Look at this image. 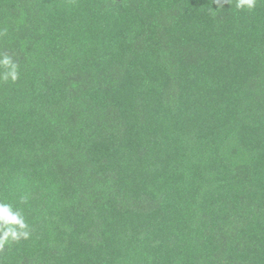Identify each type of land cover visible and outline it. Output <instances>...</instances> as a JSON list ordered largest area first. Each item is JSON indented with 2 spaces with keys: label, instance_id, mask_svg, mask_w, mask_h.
I'll return each instance as SVG.
<instances>
[{
  "label": "trees",
  "instance_id": "trees-1",
  "mask_svg": "<svg viewBox=\"0 0 264 264\" xmlns=\"http://www.w3.org/2000/svg\"><path fill=\"white\" fill-rule=\"evenodd\" d=\"M0 264H264V0H0Z\"/></svg>",
  "mask_w": 264,
  "mask_h": 264
},
{
  "label": "clouds",
  "instance_id": "clouds-1",
  "mask_svg": "<svg viewBox=\"0 0 264 264\" xmlns=\"http://www.w3.org/2000/svg\"><path fill=\"white\" fill-rule=\"evenodd\" d=\"M219 3L223 4V0H219ZM234 3L237 11H250L255 7L256 0H234ZM18 78V65L11 56L0 53V81L15 82ZM29 235L30 227L22 209L0 200V248L10 241L27 239Z\"/></svg>",
  "mask_w": 264,
  "mask_h": 264
}]
</instances>
